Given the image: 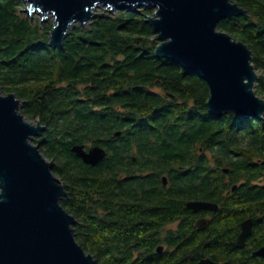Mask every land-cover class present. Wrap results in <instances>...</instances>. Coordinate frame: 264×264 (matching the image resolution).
<instances>
[{
    "label": "trees",
    "instance_id": "16d2710c",
    "mask_svg": "<svg viewBox=\"0 0 264 264\" xmlns=\"http://www.w3.org/2000/svg\"><path fill=\"white\" fill-rule=\"evenodd\" d=\"M233 1L247 13L221 19L218 28L251 49L258 72L254 88L264 97V0ZM21 3L0 0V85L4 93L17 94L28 118L45 126L35 142L54 163L67 190L61 204L77 219L75 237L97 264H175L151 255L143 239L144 200L136 193L143 183L129 176L132 159L155 158L147 167L157 171L169 162L188 169L174 179L173 199L160 204L173 209L183 204L184 193H216L205 173V151L213 147L234 179H246L244 215L264 209V186L249 185L258 168L252 160L264 162V115H211L204 80L154 54L158 39L146 21L152 9H100L88 25L75 23L62 46L53 48L51 22L31 17ZM78 143L99 144L107 154L85 164L70 150ZM256 231L264 236V229Z\"/></svg>",
    "mask_w": 264,
    "mask_h": 264
},
{
    "label": "water",
    "instance_id": "95a60500",
    "mask_svg": "<svg viewBox=\"0 0 264 264\" xmlns=\"http://www.w3.org/2000/svg\"><path fill=\"white\" fill-rule=\"evenodd\" d=\"M23 1L30 13L36 10L42 17L53 15L48 32V44L53 48L62 46L75 23L88 25L98 7L153 9L146 21L158 39L154 54L204 80L209 89L205 104L211 115L263 118L264 97L254 88L258 73L251 49L218 28L221 19L247 13L233 0ZM21 105L15 92L0 89V264H97L75 237L77 219L61 204L67 190L53 171L54 163L35 142L45 126L28 118ZM70 150L89 165L99 163L107 154L99 144H73ZM189 205L207 206L202 201ZM251 226V219L243 222L240 240L250 234ZM263 253L264 247L255 252Z\"/></svg>",
    "mask_w": 264,
    "mask_h": 264
},
{
    "label": "flooded vegetation",
    "instance_id": "af4514ba",
    "mask_svg": "<svg viewBox=\"0 0 264 264\" xmlns=\"http://www.w3.org/2000/svg\"><path fill=\"white\" fill-rule=\"evenodd\" d=\"M205 154L206 177L210 181V191L215 189L216 193H178L185 198L181 206L173 209L160 204L163 200L169 203L173 199L174 193L169 192L174 186V179L186 174L188 169L169 162L166 170L157 171L155 166L147 167V164L157 160L155 158L131 160L130 178L137 177L143 183V189H138L136 193L142 195L144 200L141 212L147 224L142 236L152 248L150 254L160 256L163 262L166 259L175 264H196L200 261L203 264H243L244 259L262 264L264 253L255 252L264 247V236L256 231L264 229V209L244 215L240 204H243L246 194L242 189L246 179H234L227 161L217 155L215 148L207 149ZM252 162L257 163L258 168L251 174L253 177L249 185L262 187L264 162L259 157ZM150 186H156L157 190L147 189ZM151 195L158 197L149 202ZM198 201L206 202V208L189 205ZM235 207L238 208L237 212L233 211L228 216L227 210H234ZM153 211L156 212L154 216L150 213ZM168 211L173 212L172 217H167ZM227 217H232V220H227ZM246 219L252 220L251 232L240 240ZM141 252L144 253V250Z\"/></svg>",
    "mask_w": 264,
    "mask_h": 264
},
{
    "label": "rangeland",
    "instance_id": "374dc122",
    "mask_svg": "<svg viewBox=\"0 0 264 264\" xmlns=\"http://www.w3.org/2000/svg\"><path fill=\"white\" fill-rule=\"evenodd\" d=\"M26 6H28L27 2L23 1L22 0V3H21V10L22 11H25V12H28V14L31 16V17H37L40 19V21L42 22H53L52 19H53V15L51 13H48L47 16L45 17H42L41 13L34 10L33 12H29L28 10H26ZM99 8V9H98ZM96 10H100V9H105L103 7H98ZM152 12H153V9H152ZM152 14V13H151ZM258 73V72H257ZM0 89L2 90V86L0 85ZM35 121V120H34ZM58 176V175H57Z\"/></svg>",
    "mask_w": 264,
    "mask_h": 264
},
{
    "label": "bare ground",
    "instance_id": "6f19581e",
    "mask_svg": "<svg viewBox=\"0 0 264 264\" xmlns=\"http://www.w3.org/2000/svg\"><path fill=\"white\" fill-rule=\"evenodd\" d=\"M99 9V8H98ZM123 11V10H122Z\"/></svg>",
    "mask_w": 264,
    "mask_h": 264
}]
</instances>
